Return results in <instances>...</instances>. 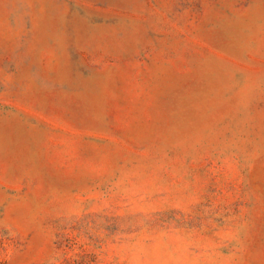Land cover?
I'll return each instance as SVG.
<instances>
[{
    "label": "rangeland",
    "instance_id": "1",
    "mask_svg": "<svg viewBox=\"0 0 264 264\" xmlns=\"http://www.w3.org/2000/svg\"><path fill=\"white\" fill-rule=\"evenodd\" d=\"M0 264H264V0H0Z\"/></svg>",
    "mask_w": 264,
    "mask_h": 264
}]
</instances>
